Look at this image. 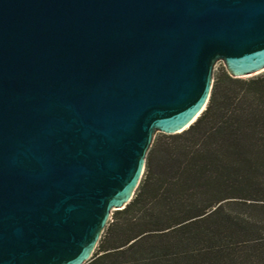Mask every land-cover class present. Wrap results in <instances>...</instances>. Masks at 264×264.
<instances>
[{"label":"water","instance_id":"obj_1","mask_svg":"<svg viewBox=\"0 0 264 264\" xmlns=\"http://www.w3.org/2000/svg\"><path fill=\"white\" fill-rule=\"evenodd\" d=\"M219 61L264 73V0H0V264H87Z\"/></svg>","mask_w":264,"mask_h":264},{"label":"trees","instance_id":"obj_2","mask_svg":"<svg viewBox=\"0 0 264 264\" xmlns=\"http://www.w3.org/2000/svg\"><path fill=\"white\" fill-rule=\"evenodd\" d=\"M87 264H264V73L215 72L197 121L156 136Z\"/></svg>","mask_w":264,"mask_h":264},{"label":"rangeland","instance_id":"obj_3","mask_svg":"<svg viewBox=\"0 0 264 264\" xmlns=\"http://www.w3.org/2000/svg\"><path fill=\"white\" fill-rule=\"evenodd\" d=\"M225 66L226 65L224 61L217 62L216 67H215V72H217L218 70H220L222 67H225Z\"/></svg>","mask_w":264,"mask_h":264}]
</instances>
